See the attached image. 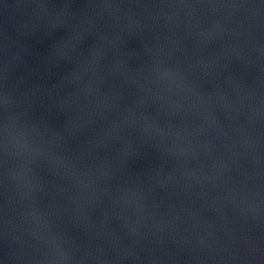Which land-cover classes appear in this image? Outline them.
Returning a JSON list of instances; mask_svg holds the SVG:
<instances>
[{
  "label": "water",
  "instance_id": "water-1",
  "mask_svg": "<svg viewBox=\"0 0 264 264\" xmlns=\"http://www.w3.org/2000/svg\"><path fill=\"white\" fill-rule=\"evenodd\" d=\"M108 2L119 7L96 9L89 24L37 0H0V34L37 54L15 73L27 93L15 110L40 129L0 166L10 173L0 175V255L8 264H52L61 250L70 264H264L260 17L228 7L242 0ZM156 70L175 77L147 91L125 83ZM149 123L163 135L151 131L146 147ZM128 141L151 163L125 155Z\"/></svg>",
  "mask_w": 264,
  "mask_h": 264
},
{
  "label": "clouds",
  "instance_id": "clouds-1",
  "mask_svg": "<svg viewBox=\"0 0 264 264\" xmlns=\"http://www.w3.org/2000/svg\"><path fill=\"white\" fill-rule=\"evenodd\" d=\"M75 0H37L36 7L41 10H47L49 8L59 9V14L61 15H70L75 17L80 22L87 21L89 24L94 23V19L100 13L95 11L96 9H105V8H115L119 7L118 4H113L108 2V0H84V3L79 8L74 7ZM147 6V5H146ZM181 7H191V5L181 4ZM228 7L239 9L247 8L253 11L255 16L260 17L258 21V26L264 25V0H242V2L230 3ZM39 14V13H38ZM47 23H52L51 20H48ZM78 24H72L67 26V30L71 33ZM219 27V26H217ZM123 30H127L132 33L134 30L130 25H125ZM33 37L38 40L50 35L49 32L38 33L34 31L32 33ZM100 39L106 40L109 45L117 47L116 40L109 38L106 35L101 34ZM117 39L123 41L122 36H117ZM54 47V46H53ZM144 48L147 51H151V48L147 44H144ZM13 49L21 50L25 53L24 56L20 55L18 51ZM28 55H37L34 52L32 43H27L22 40H11L9 41L6 37L0 34V166L6 165L8 157L10 155L18 153L10 152V145L13 147H20L25 149H30L31 145L28 143L25 133L31 129L32 131L39 132L38 125H27L21 122V113L17 112L15 109L19 103L21 95L26 96L27 93H21L18 87L19 83L23 82L25 77L23 75L16 76L15 73L18 68L22 65L27 68L28 62L26 56ZM157 65V69H159ZM143 72L137 73L129 77H125V83L127 84H136L141 90L147 91L148 82L159 81L163 75H169L174 79L175 73L172 72H161L156 70L154 74L145 76V79L142 81L138 79V76H144ZM59 107V105H57ZM129 113L132 112V109H127ZM146 119V118H145ZM40 125H46L47 121L44 118H41L39 121ZM124 124L127 127H134L137 124V120H128L126 117L124 119ZM141 137L142 142L145 146H148L150 140V132L156 131L158 134L163 135V130L155 128L151 123L142 125ZM148 133L149 135H145ZM56 137L58 139H63L64 137L61 133L57 132ZM155 147V146H153ZM43 150L39 147L33 149L34 155L41 154ZM125 155H130L132 158H139L151 163L150 155L148 151H140L134 147L131 141L127 142ZM127 166V162H124ZM9 171L6 168L0 167V175L7 176ZM32 215H36L35 211ZM7 229H3L0 232V235H6ZM53 243L55 241L53 240ZM58 247V246H57ZM11 257H5L0 255V264H8V260ZM71 256L61 250V255L58 258H53L52 264H70Z\"/></svg>",
  "mask_w": 264,
  "mask_h": 264
}]
</instances>
